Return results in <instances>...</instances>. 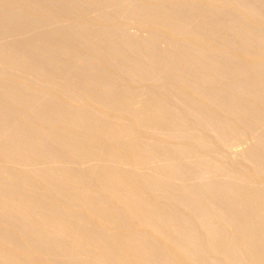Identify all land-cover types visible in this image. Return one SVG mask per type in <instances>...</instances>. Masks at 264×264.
Here are the masks:
<instances>
[{
	"label": "bare ground",
	"instance_id": "1",
	"mask_svg": "<svg viewBox=\"0 0 264 264\" xmlns=\"http://www.w3.org/2000/svg\"><path fill=\"white\" fill-rule=\"evenodd\" d=\"M0 264H264V0H0Z\"/></svg>",
	"mask_w": 264,
	"mask_h": 264
}]
</instances>
